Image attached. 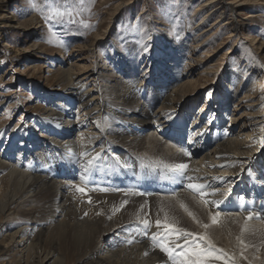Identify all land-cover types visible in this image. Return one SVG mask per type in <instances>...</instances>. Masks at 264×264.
I'll return each instance as SVG.
<instances>
[{
  "label": "bare ground",
  "instance_id": "obj_1",
  "mask_svg": "<svg viewBox=\"0 0 264 264\" xmlns=\"http://www.w3.org/2000/svg\"><path fill=\"white\" fill-rule=\"evenodd\" d=\"M233 1L206 0L199 9L209 20L217 9L230 12L228 38L242 25L233 14L249 18L256 3ZM258 36L244 40L264 61ZM108 37L98 33L78 47L80 66L60 52L53 71L60 98L19 126L30 133L23 154L1 155L0 252L10 256L7 264H264V93L249 86L232 112L197 113L188 102L206 87L197 82L210 74L212 55L198 61L204 69L196 79H188L194 68L178 74L162 60L144 84L136 65L123 63L116 75L102 64L96 46ZM38 129L45 136L34 140ZM53 151L62 154L52 159ZM188 241L194 246L175 260Z\"/></svg>",
  "mask_w": 264,
  "mask_h": 264
},
{
  "label": "rangeland",
  "instance_id": "obj_2",
  "mask_svg": "<svg viewBox=\"0 0 264 264\" xmlns=\"http://www.w3.org/2000/svg\"><path fill=\"white\" fill-rule=\"evenodd\" d=\"M130 1L0 0V158L7 149L11 150L13 160H16L17 154H23L27 150L25 144L30 133L27 130L23 132L19 126L29 119L38 118L53 100L60 98V92H55L59 84L53 76L55 67L63 60L59 57L60 52L71 54L69 62L80 66L76 63L78 58H75L80 53L78 49L98 33L103 37L109 35L107 40L96 46L102 64L116 75L123 63L136 65L139 76L136 79L139 82L143 80L144 84L162 60L176 67L178 74L194 68L188 79H196L204 69L200 65L203 62L198 61H204L207 52L212 55L207 65L210 74L197 82L198 88L202 83L206 87L188 102L195 104L197 113H210L212 110L211 113L217 114L216 110L226 108L232 112L249 86L255 85L251 88H256L258 95L264 93V61L244 40L247 36L252 38L254 33L264 37V0H251L256 3L249 5L251 9L246 11L248 16L256 18L239 17V14L232 13V18L242 23L232 38H228L229 30L224 23L230 12L223 13L217 9L209 20V17H204V9H207L199 10L206 0ZM120 3L125 5L116 17L115 9ZM249 22L254 23V27ZM38 23L43 26L39 31L34 29ZM34 35L37 36L33 38ZM195 39L199 41L197 48L193 44ZM189 60H192L190 67ZM76 107L72 106L71 110L76 112ZM12 131H16V135ZM33 134L34 140L39 135L45 136L41 129ZM63 138L55 139L62 141ZM55 150L59 151L58 147ZM61 154L53 151L48 156L54 159L55 155ZM0 235L1 242L2 233ZM192 246L191 241L184 243L179 254L186 253ZM7 254L0 252V264H7L10 257ZM255 256L258 260L259 255ZM10 264L18 263L11 259ZM227 264L234 263L227 261Z\"/></svg>",
  "mask_w": 264,
  "mask_h": 264
},
{
  "label": "snow or ice",
  "instance_id": "obj_3",
  "mask_svg": "<svg viewBox=\"0 0 264 264\" xmlns=\"http://www.w3.org/2000/svg\"><path fill=\"white\" fill-rule=\"evenodd\" d=\"M145 51H147V47H145ZM81 155H82V156H83V155H86V153H83V154H81ZM93 159H94V160H95V159H98V156H97L96 158H93ZM70 162L75 163L76 161H75V159H71V158H70ZM92 162H93V161L90 160L88 163L91 164ZM176 167H177V169H184L186 166L183 165V164H181V165H177ZM188 187H189V188H194L195 185L189 184ZM213 222H215V217H213ZM156 224H157V227H160V226H161V222H160L159 220L156 222ZM144 225H145V227H147V226H148V222L145 221V222H144ZM164 227H165L166 229H169V230H171V228H172L171 225H167V224H165ZM186 235H190V234H186ZM153 239H155V237H153ZM200 239L203 240L204 238H203V237H200ZM161 250H162V251H166V250H167L166 246L162 244V245H161ZM181 254H182V255H185V253H181ZM207 254H210V250H208V253H207ZM217 258H218V257H217ZM186 264H200V262H199L198 260H197V261H187Z\"/></svg>",
  "mask_w": 264,
  "mask_h": 264
}]
</instances>
